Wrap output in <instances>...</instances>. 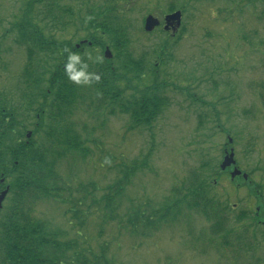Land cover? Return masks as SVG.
I'll return each instance as SVG.
<instances>
[{
	"label": "rangeland",
	"instance_id": "rangeland-1",
	"mask_svg": "<svg viewBox=\"0 0 264 264\" xmlns=\"http://www.w3.org/2000/svg\"><path fill=\"white\" fill-rule=\"evenodd\" d=\"M111 10L116 12L110 15ZM175 10L183 13L182 27L166 34L164 18ZM105 15L113 18L115 27H124L127 41L116 49L98 30L100 45H81L89 42L88 17L103 20ZM148 15L162 24L151 34L144 31ZM30 24L40 27L49 42H59L61 52L68 48L85 58L87 53L104 57L108 48L112 58L103 60L122 79V101L159 87L169 98L168 105L149 127L131 129L130 116L121 113L119 102L98 111L90 110L87 102L57 125L50 123L41 103L29 98L35 97L32 89L23 85L28 57L17 42L21 30L31 31ZM42 56L46 71L60 62L59 54L40 52L38 57ZM97 64L89 61L91 67ZM0 101L17 107L25 136L36 129L40 112L44 121L39 130L51 126L74 131L70 136L78 137L77 147L69 149L64 137L57 143L66 152L56 171L61 189L69 190L62 192L67 201H79L87 193L101 199L108 186L123 178L120 166H138L115 222L103 223L101 210L86 211L90 215L85 244L96 252L100 245H108L112 264H264V227L256 247L242 253L220 245L221 238L212 239L210 223L195 212L186 211L179 222L164 223L147 238L132 237L119 227L131 206L161 207L174 188L183 189L195 174L212 182L211 196L233 210L229 219L250 210L264 224V0H59L54 6L50 1L0 0ZM44 132L36 138L39 144ZM231 150L236 164L223 171L220 166ZM105 157L110 164L103 163ZM235 167L242 176L232 181ZM91 202L85 204L89 207ZM70 206L44 198L32 211L49 230L72 239L76 235L71 216L65 215ZM184 219L191 223L184 224ZM249 223L242 222L237 229L243 231Z\"/></svg>",
	"mask_w": 264,
	"mask_h": 264
},
{
	"label": "trees",
	"instance_id": "trees-1",
	"mask_svg": "<svg viewBox=\"0 0 264 264\" xmlns=\"http://www.w3.org/2000/svg\"><path fill=\"white\" fill-rule=\"evenodd\" d=\"M35 1L37 4L50 1L54 6L59 0ZM113 12L116 11L111 10L110 15ZM99 19L101 18L88 20L89 41H92L94 45L101 44L100 41H96V32L99 30L102 31L100 32L102 36H109L114 48L121 47L127 41L124 27L122 25L115 27L113 18L106 15L102 18L103 20ZM27 27L31 31L27 33L26 29L21 30V38L17 42L26 48L28 57L23 85L32 89L35 97L29 98L41 103V111L46 114L50 123L57 125L65 116H72L73 110L78 105L88 106L87 102L90 100L89 108L93 110L92 107H94L95 111L102 106H116L119 102L118 107L121 113L130 116L133 125L131 129L141 126L149 127L168 105L169 98L161 94L159 87L151 93L143 92L132 100L122 101L124 91L116 85L117 82L121 84L122 79L117 80L114 77L115 83L109 82L106 74H114L105 62L89 68L90 71L100 75L98 82H93L90 87L73 84L64 72L66 53L61 52L63 46L57 41L49 42L45 39L40 27L33 24ZM40 52L59 54L60 62L53 71L42 69L44 59L43 56L38 57ZM125 56L131 57L128 50ZM135 67L137 70L141 69L139 65ZM139 72L141 73L142 70ZM95 102L97 104L93 106ZM43 109H46V112ZM21 116L17 107L12 106L11 102L0 101V180L5 179L3 187L10 186L9 196L0 210V264H112L111 259L107 258L108 245H100L99 251L96 252L91 246L85 244L87 237L84 235V228L90 215L86 211L87 208L89 211L92 208L96 211L101 210L103 223L115 222L121 200L138 166H120L123 178L108 186L101 199H95L93 195L87 193L79 201H67L62 192L67 193L69 190L61 189L64 187L56 171L58 161L66 156V152L60 151L59 146L62 143H57L62 140L61 137H64V143L68 145V148H75L80 144L78 137L70 136L74 131L68 129L59 130L50 126L45 132L43 129L39 130V124L44 121L40 112L36 114L37 124L32 138L27 140L25 134H22L25 127L21 124ZM42 132L46 135L39 144L36 138ZM23 137L25 139H22ZM82 151L84 152L85 149ZM187 182V184L184 183L183 189L174 188L172 196L167 198L161 207H154L149 203L131 206L119 223V227H124L132 237L147 238L162 224L179 222L178 218H181L186 211H190L201 215L210 223V237L221 238L220 245L223 247H232L240 253L256 247L259 229L264 227V224L260 223L259 215H253L248 210L234 216L235 220L229 219L228 214L233 210L222 207L221 202L211 196L212 182L207 178L201 179L196 174ZM258 187L262 188V186ZM90 188L94 191V187ZM258 191L256 195L259 196ZM44 198H50L62 204L70 203L71 206L65 215L71 216L69 223L75 230V238L66 239L64 232L49 230L45 222L33 216L32 209L35 204ZM91 199V206L88 207L85 203ZM188 220L190 224L191 219ZM188 220L184 219L182 222H188ZM247 221L250 223L243 226V231L237 229L240 223ZM103 234L101 230L99 236L102 237ZM261 235L264 237L263 233ZM199 237L196 239L198 240Z\"/></svg>",
	"mask_w": 264,
	"mask_h": 264
},
{
	"label": "clouds",
	"instance_id": "clouds-1",
	"mask_svg": "<svg viewBox=\"0 0 264 264\" xmlns=\"http://www.w3.org/2000/svg\"><path fill=\"white\" fill-rule=\"evenodd\" d=\"M91 19V17H88ZM66 59L64 61V72L69 81L78 86H90L93 82L100 80V75L94 71H90L89 61L93 63L103 62V55L98 54L95 57L91 53L86 54V58L82 57L80 52L65 48ZM104 164H110L111 161L105 157Z\"/></svg>",
	"mask_w": 264,
	"mask_h": 264
},
{
	"label": "water",
	"instance_id": "water-1",
	"mask_svg": "<svg viewBox=\"0 0 264 264\" xmlns=\"http://www.w3.org/2000/svg\"><path fill=\"white\" fill-rule=\"evenodd\" d=\"M181 20H182V14L181 12H177L175 14L169 15L165 18V30H168L170 26H172V23L176 25V29H178L181 26ZM160 26V21L157 18H154L153 16H149L146 20H145V32L147 33H152L157 27ZM87 41H83L81 42V45L86 44ZM78 47H80L78 45ZM104 57L108 60H110L112 58V54L110 52V50L107 48ZM32 137V133L29 132L27 134V138L30 139ZM229 142L232 144V139H229ZM236 161L234 159V151L231 150L230 153L226 152V156L223 160V163L221 164V169L224 171L226 170L228 167H232L235 166ZM242 173L235 167L234 170L231 173V179L235 180L236 177L241 176ZM244 179H248L247 175H243ZM4 179H2L0 181L1 184H4ZM9 188H6L4 191L0 192V210L3 207V202L5 201L8 193H9Z\"/></svg>",
	"mask_w": 264,
	"mask_h": 264
},
{
	"label": "flooded vegetation",
	"instance_id": "flooded-vegetation-1",
	"mask_svg": "<svg viewBox=\"0 0 264 264\" xmlns=\"http://www.w3.org/2000/svg\"><path fill=\"white\" fill-rule=\"evenodd\" d=\"M0 190L2 191V187H0Z\"/></svg>",
	"mask_w": 264,
	"mask_h": 264
}]
</instances>
